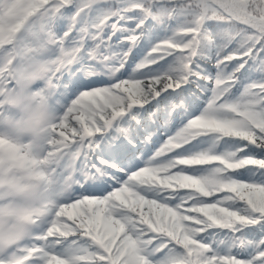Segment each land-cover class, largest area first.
<instances>
[{
  "label": "snow or ice",
  "instance_id": "snow-or-ice-1",
  "mask_svg": "<svg viewBox=\"0 0 264 264\" xmlns=\"http://www.w3.org/2000/svg\"><path fill=\"white\" fill-rule=\"evenodd\" d=\"M0 264H264V0H0Z\"/></svg>",
  "mask_w": 264,
  "mask_h": 264
}]
</instances>
